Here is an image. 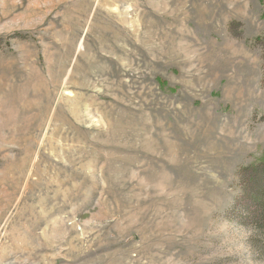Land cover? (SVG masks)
<instances>
[{"label":"rangeland","instance_id":"374dc122","mask_svg":"<svg viewBox=\"0 0 264 264\" xmlns=\"http://www.w3.org/2000/svg\"><path fill=\"white\" fill-rule=\"evenodd\" d=\"M264 0H0V264H264Z\"/></svg>","mask_w":264,"mask_h":264},{"label":"trees","instance_id":"16d2710c","mask_svg":"<svg viewBox=\"0 0 264 264\" xmlns=\"http://www.w3.org/2000/svg\"><path fill=\"white\" fill-rule=\"evenodd\" d=\"M256 40L264 47V34ZM239 172L241 195L237 203L241 207L242 218L260 235L264 245V148Z\"/></svg>","mask_w":264,"mask_h":264}]
</instances>
